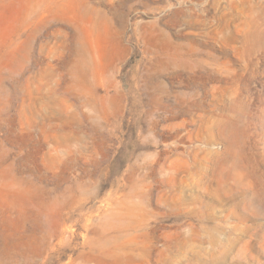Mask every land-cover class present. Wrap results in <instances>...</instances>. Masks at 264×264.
I'll return each mask as SVG.
<instances>
[{"label":"rangeland","instance_id":"obj_1","mask_svg":"<svg viewBox=\"0 0 264 264\" xmlns=\"http://www.w3.org/2000/svg\"><path fill=\"white\" fill-rule=\"evenodd\" d=\"M0 264H264V0H0Z\"/></svg>","mask_w":264,"mask_h":264}]
</instances>
